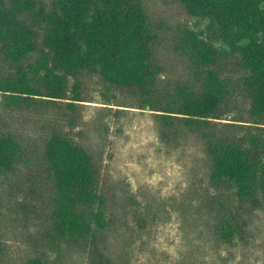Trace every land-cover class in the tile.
Segmentation results:
<instances>
[{
	"label": "trees",
	"instance_id": "16d2710c",
	"mask_svg": "<svg viewBox=\"0 0 264 264\" xmlns=\"http://www.w3.org/2000/svg\"><path fill=\"white\" fill-rule=\"evenodd\" d=\"M175 1L193 25L173 34L186 77L172 82L140 0H0L4 110L70 100L75 111L93 82L113 106L100 110L96 130L123 108L148 110L167 149L190 150L199 175L156 214L154 199L143 209L124 183V204L117 201L99 180L96 151L51 138L45 152L58 188L24 264H257L264 256V0ZM22 159L20 145L0 133V176ZM19 211L34 222L31 205ZM159 221H176L175 258L157 246ZM2 240L0 232V259ZM52 247L50 261L44 250Z\"/></svg>",
	"mask_w": 264,
	"mask_h": 264
},
{
	"label": "rangeland",
	"instance_id": "374dc122",
	"mask_svg": "<svg viewBox=\"0 0 264 264\" xmlns=\"http://www.w3.org/2000/svg\"><path fill=\"white\" fill-rule=\"evenodd\" d=\"M140 3L152 28L161 36L156 61L162 68V76L172 82L181 76L185 78L186 67L173 53V34L178 26L191 27L193 21L175 0H140ZM4 68L5 64L0 59V70ZM84 89L82 100L88 102L79 103L75 111L67 107L70 100H35L32 104H20L7 110L0 106V133L12 137L20 145L26 160H21L12 175L7 178L0 176V232L2 241H5L0 264H24L28 255L38 251L28 245L27 239L41 234L40 217L44 219L49 215L52 196L58 188V181L48 168L45 152L51 138H64L87 152L96 151L99 180L107 182L110 191L117 194L113 195L117 201L124 204L125 198L118 188L124 183L128 186L129 196L140 201L143 209L149 206V200L154 199L153 206L149 208L157 210L156 214L167 207L170 197L179 196L187 178L199 176L188 163L190 150L181 143H178L175 153L167 149L164 137L156 130L148 110L123 108L124 113L118 114L117 119L103 116V126L96 130L100 110L107 106L93 82L86 83ZM110 107L113 106L107 108ZM183 159L189 160L186 167L180 161ZM29 205L36 213L33 223L23 221L22 215L26 213L19 211ZM155 213H150V217ZM52 222L56 226L57 221L53 219ZM175 222L164 226L159 221L156 229L152 227V232H156L157 246L173 258L180 248ZM44 252L53 261L57 249L52 247ZM262 261L264 256L259 255L257 264H263Z\"/></svg>",
	"mask_w": 264,
	"mask_h": 264
}]
</instances>
